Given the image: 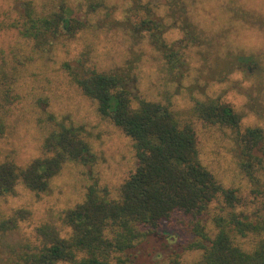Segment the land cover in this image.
I'll list each match as a JSON object with an SVG mask.
<instances>
[{
  "label": "trees",
  "instance_id": "trees-1",
  "mask_svg": "<svg viewBox=\"0 0 264 264\" xmlns=\"http://www.w3.org/2000/svg\"><path fill=\"white\" fill-rule=\"evenodd\" d=\"M190 1L147 0L149 4L170 5L169 27H160L159 18L141 21L138 26L127 25L133 38L145 31L150 33L149 44L161 53L170 70L184 64L180 50L200 41L198 26L189 15ZM104 2L55 0V11L47 17L34 16L36 7L25 2L21 19L12 27L34 42L35 48L45 51L60 40L75 39L85 23L80 16L83 5L93 13ZM66 10L73 15L61 32ZM178 23L185 35L175 41L179 47L174 49L165 34L177 29ZM76 64L64 62L63 68L81 93L95 102L98 113L131 139L135 169L115 195L92 182L81 202L48 211L29 235L22 231L25 224L33 222L29 208H15L7 215L0 212V255L5 254L0 256V264H134L127 252L164 223L178 225L192 236L184 250L198 253L197 258L185 261L183 253H174L162 261L141 264H264L263 129L241 125L240 114L230 102L217 98L209 104L198 103L191 110H173L132 93L130 83L135 76L130 70L105 77L85 69L78 72V61ZM18 73L16 65L1 59L0 139L7 132L12 106L19 99L14 89ZM133 104L139 105L137 111H133ZM194 121L229 130L237 167L249 181L252 198L245 200L236 188L222 186L201 163ZM93 160L83 129L61 123L48 131L40 155L30 162H0V200L18 187L39 196L66 163L87 165ZM245 207L251 209L244 211ZM81 253L84 257L77 260Z\"/></svg>",
  "mask_w": 264,
  "mask_h": 264
},
{
  "label": "rangeland",
  "instance_id": "rangeland-1",
  "mask_svg": "<svg viewBox=\"0 0 264 264\" xmlns=\"http://www.w3.org/2000/svg\"><path fill=\"white\" fill-rule=\"evenodd\" d=\"M5 2L13 4L14 9L21 13L24 11L25 2H31L34 6H39L42 9V7H52L55 0H0V26L3 25L0 29V61L4 59L9 65H16L19 70L18 78L14 84V89L19 99L12 106L10 115H12L13 109L25 102L28 97H34L31 111L28 113L21 112V115L13 122V131H19L21 135L25 133L30 135L33 131V122L28 117L33 115H35L34 126L41 130H52L61 123L67 126L81 127L94 158L93 162L87 165L78 162L66 163L61 172L51 180L48 190L39 196L23 187H18L13 194L0 200V212L3 214L7 215L11 210L19 207H26L32 211L33 222L29 225L25 224L22 229L23 232H26L25 234L29 235L32 233L33 225L43 219L48 211H58L81 202L84 199L87 186L92 182H97L101 187H107L111 195H115L119 185L135 169L136 161L131 139L98 113L95 102L84 96L72 79L69 81L68 87L76 95V106L73 111L65 112L59 119H57L58 111L52 104L51 99L48 96L36 94L37 92H44L46 90L45 86L51 83L48 77L44 75V72L47 71L49 65L56 63L59 55L63 54L57 51V45L63 46L64 43L71 45L75 39L60 40L45 51L35 48L34 42L21 37L12 27L15 21L13 23H5L2 11ZM221 2L222 0H191V18L194 23L197 25L195 22L197 19L202 20L204 16H210L215 11L212 6ZM232 2H236V0H232ZM245 2L259 4L264 2V0H245ZM256 23L264 26V19H258ZM175 30L176 28L170 29L165 34L166 40L173 45L174 49L179 47V44L175 41L180 39L176 36ZM141 39L142 36L133 38L134 42L137 43ZM10 41H14L15 46ZM200 43L202 42L199 41ZM199 44L196 45L198 46ZM149 47L158 52L150 44ZM24 49H28V52L25 53ZM186 49H182L180 52ZM129 51L131 52V49ZM158 53L159 59L164 60L161 53ZM197 54L202 59H207L206 53ZM144 55L143 51L132 54L131 59L128 61L130 72L132 66L139 63ZM148 55L154 62L157 60V57L152 56L150 53ZM65 62H69L71 66L77 65L76 61ZM63 63L60 70L66 71L63 68ZM240 66L248 75L264 73V69L260 68L255 60L244 61ZM178 68L180 72L176 76H169L168 78L169 83L176 84L174 92L176 99L174 100L173 97H170L167 91L160 92L157 95L163 98L165 101L164 105L169 106L173 110L185 111L186 109L179 107L182 101L178 98L184 88V73L189 70L190 65L184 61V64L179 65ZM82 70H84L83 65L78 61L77 71L82 72ZM134 76L135 80L130 83L131 92L139 94L146 100L159 102L155 97L145 98L143 96L140 79L138 76ZM213 76L214 73L209 74L205 86L195 84L188 91H196L203 95L207 91V86L211 84ZM217 98L230 102L233 106L235 105V98L227 92ZM247 107L250 112L257 113L259 118H264V103H261V98H251ZM37 111L39 115H36ZM237 112L241 117V125L246 126V121L249 119L248 116L244 112ZM194 122L198 135L201 163L213 173L222 186L225 188H236L238 194L245 200L252 198L249 181L237 167L229 130L213 125H203L198 121ZM6 133L12 134L9 129H7ZM5 135L0 139V162L9 159L18 164H26L34 157L40 155L43 140L37 142L32 149V152L37 153V155L17 151V149L10 147L6 156L4 152ZM262 177L264 178V176ZM242 209L247 211L251 208L248 207L247 209L245 207ZM191 238L192 236L178 225L164 223L156 232L149 234L143 242L130 249L127 255L134 264L162 261L174 253H183V259L191 261L198 256L196 252H186L184 250V246ZM1 250L0 242V252ZM0 256L5 257V254L3 253Z\"/></svg>",
  "mask_w": 264,
  "mask_h": 264
},
{
  "label": "clouds",
  "instance_id": "clouds-1",
  "mask_svg": "<svg viewBox=\"0 0 264 264\" xmlns=\"http://www.w3.org/2000/svg\"><path fill=\"white\" fill-rule=\"evenodd\" d=\"M36 7L34 16H49L55 11L54 7L41 11ZM72 7H75L74 5ZM215 11L210 16L197 19V33L202 43L189 45L180 53L181 58L190 65L184 73L183 90L178 98L182 101L179 107L191 110L196 104H209L216 101L217 97L227 92L235 98L234 108L244 112L248 116L246 126L264 129V118H259L255 112H250L248 105L251 98H261L264 103V73L248 75L241 63L247 60H255L260 68L264 69V26L256 23L258 19H264V2L247 3L245 0H222L221 3L212 6ZM5 23H13L21 19L22 14L14 9L13 4L5 2L2 7ZM72 12L66 10L64 21L60 24V31H64L65 23H70ZM189 15H192L189 11ZM80 16L85 21L84 26L76 33L75 41L68 45H57V51L63 53L57 57L56 63L49 65L44 75L51 81L46 85L44 92L37 95L48 96L58 111L57 119L65 112H71L76 106V95L68 87L71 76L67 71H62L61 64L65 61L82 63L83 68L97 76L115 77L120 72L129 71L128 61L133 53L143 51L145 55L139 63L131 68V75L140 79L141 92L145 98L155 97L161 104L165 101L157 94L167 91L170 97H174L175 83H169V76H176L179 68L169 70V65L159 59V53L149 47L150 33L143 32L142 39L137 43L133 40L132 28L127 25L138 26L141 21H161L160 27L166 28L172 24L170 5L149 4L147 0H105L93 13L87 11V5L80 9ZM113 25H120L113 27ZM175 34L183 38L185 33L179 30V23ZM15 46L14 41H10ZM131 49V52L129 51ZM27 53L28 49H24ZM157 57L154 62L148 54ZM197 53H206L204 60ZM56 70V71H53ZM210 73H214L211 84L202 95L199 92L188 90L193 85L205 86ZM88 78V77H85ZM30 83V82H29ZM238 86V87H237ZM34 97L28 99L13 109L12 115L6 120L9 132L5 135L4 152L7 156L10 147L17 151L33 153L35 144L42 141L48 135L47 129L41 130L34 126L35 115L28 119L33 122V131L21 135L19 131H13L14 121L21 112L31 111ZM133 111L139 109L138 104L132 105ZM36 115H39L38 111ZM30 162V161H29ZM39 220L37 223H41ZM84 254L76 257L81 260Z\"/></svg>",
  "mask_w": 264,
  "mask_h": 264
}]
</instances>
